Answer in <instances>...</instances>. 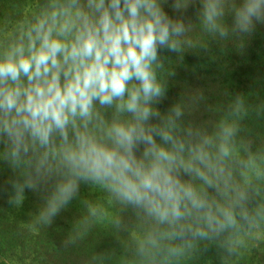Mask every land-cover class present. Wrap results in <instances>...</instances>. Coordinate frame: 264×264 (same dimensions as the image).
Listing matches in <instances>:
<instances>
[{"label":"clouds","instance_id":"clouds-1","mask_svg":"<svg viewBox=\"0 0 264 264\" xmlns=\"http://www.w3.org/2000/svg\"><path fill=\"white\" fill-rule=\"evenodd\" d=\"M194 4L196 22L183 16ZM257 25L264 0H36L0 27V162L15 174L9 205L43 189L34 223L50 226L88 185L149 225L134 264H173L196 242L220 237L234 252L241 222L264 218V207H247V172L264 176V150L252 152L241 136L252 112L264 117V104L237 94L212 106L197 89L161 110L174 75L162 53L179 61L209 41L243 47ZM201 105L223 115L188 119ZM84 204L66 244L105 221L121 226L100 204Z\"/></svg>","mask_w":264,"mask_h":264},{"label":"rangeland","instance_id":"rangeland-1","mask_svg":"<svg viewBox=\"0 0 264 264\" xmlns=\"http://www.w3.org/2000/svg\"><path fill=\"white\" fill-rule=\"evenodd\" d=\"M36 0H0V27L9 26L22 18ZM198 4L190 5L183 13L184 18L196 22L195 11ZM170 15H176L166 5ZM214 41H209L208 44ZM163 55L177 64L173 53ZM184 76L183 70L169 78ZM164 99L159 106L165 103ZM253 152V151H252ZM241 159H247L241 158ZM261 169L264 163L257 162ZM247 177L251 180L254 198L247 204L249 210L264 207V176L257 178L251 170ZM15 174L6 163L0 162V264H134L137 241L149 225L132 209H121L111 204L104 191L82 185L78 199L54 218L50 226H38L34 223L35 213L43 203L44 190L25 191L22 206L9 205L11 193L9 180ZM84 201L98 203L109 213L119 216L121 226L113 227L108 221L95 225L82 238L72 244H66L72 235L77 221L87 213ZM244 226L233 241L235 251H227L225 237L198 241L184 257L173 264H264V218H257L251 227Z\"/></svg>","mask_w":264,"mask_h":264},{"label":"trees","instance_id":"trees-1","mask_svg":"<svg viewBox=\"0 0 264 264\" xmlns=\"http://www.w3.org/2000/svg\"><path fill=\"white\" fill-rule=\"evenodd\" d=\"M231 23V17L227 18ZM173 55H175L173 53ZM176 73L182 70L184 76L174 79L169 84L166 101L161 110H167L183 93L201 89L212 106L225 105L230 97L244 94L250 105L264 104V25H257L255 31L248 36L243 47L237 41H229L221 46L216 42L208 44V49L190 50L183 59L173 66ZM172 78V77H170ZM223 115V111L211 112L205 105L188 117L193 122H215ZM245 132L241 136L251 145V151L264 150V117H257L252 112L243 123ZM240 158H246L243 149ZM243 182V177L238 175ZM250 198L254 191L249 189ZM238 232L231 239L237 240Z\"/></svg>","mask_w":264,"mask_h":264}]
</instances>
